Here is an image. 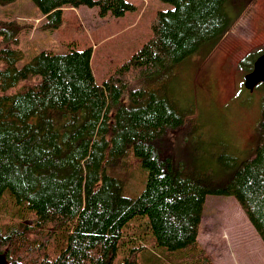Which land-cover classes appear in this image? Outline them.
I'll return each mask as SVG.
<instances>
[{
    "label": "trees",
    "instance_id": "trees-1",
    "mask_svg": "<svg viewBox=\"0 0 264 264\" xmlns=\"http://www.w3.org/2000/svg\"><path fill=\"white\" fill-rule=\"evenodd\" d=\"M33 1L46 15L41 28L50 30L62 24L65 6H97L103 17L136 7L128 0ZM165 1L173 7L158 10L152 36L101 84L92 47L75 43L19 66L25 54L14 43L26 24L0 21V201L8 192L14 207L23 204L0 219L7 264H144V252L159 248H188L184 264H215L198 241L208 194H233L264 241V94L255 145L227 183L210 185L176 161L172 141L194 120L185 123L162 82L186 55L220 39L237 15L228 0ZM263 52L242 59L246 73ZM133 166L147 169L136 197L124 195L123 179L110 172Z\"/></svg>",
    "mask_w": 264,
    "mask_h": 264
},
{
    "label": "rangeland",
    "instance_id": "rangeland-1",
    "mask_svg": "<svg viewBox=\"0 0 264 264\" xmlns=\"http://www.w3.org/2000/svg\"><path fill=\"white\" fill-rule=\"evenodd\" d=\"M128 1L135 9L117 17L100 16L97 6H65L63 22L54 30L41 28L45 18L33 0L0 2V21L26 24L14 43L25 54L19 66L42 50L64 53L75 43L78 49L92 47V69L101 84L152 36L158 10L173 7L165 0ZM226 4L237 15L226 33L186 55L162 80L188 116L185 123L194 120L185 135L172 141L176 161L187 171L202 174L210 185L227 183L245 151L255 145L264 94L262 83L253 90L244 85L247 70L241 67L245 56L264 49V0ZM110 172L123 179L126 196L136 197L145 188V167L128 171L111 167ZM14 200L5 193L0 219L18 214L23 204L14 207ZM198 241L215 264H264V241L233 194L207 195ZM188 250H148L142 259L144 264H184L180 259Z\"/></svg>",
    "mask_w": 264,
    "mask_h": 264
},
{
    "label": "water",
    "instance_id": "water-1",
    "mask_svg": "<svg viewBox=\"0 0 264 264\" xmlns=\"http://www.w3.org/2000/svg\"><path fill=\"white\" fill-rule=\"evenodd\" d=\"M259 83L264 85V52L256 57L251 71L244 75V85L253 90Z\"/></svg>",
    "mask_w": 264,
    "mask_h": 264
},
{
    "label": "flooded vegetation",
    "instance_id": "flooded-vegetation-1",
    "mask_svg": "<svg viewBox=\"0 0 264 264\" xmlns=\"http://www.w3.org/2000/svg\"><path fill=\"white\" fill-rule=\"evenodd\" d=\"M9 262V255L7 250L0 253V264H7Z\"/></svg>",
    "mask_w": 264,
    "mask_h": 264
},
{
    "label": "crops",
    "instance_id": "crops-1",
    "mask_svg": "<svg viewBox=\"0 0 264 264\" xmlns=\"http://www.w3.org/2000/svg\"><path fill=\"white\" fill-rule=\"evenodd\" d=\"M42 17L46 18V15L43 14Z\"/></svg>",
    "mask_w": 264,
    "mask_h": 264
}]
</instances>
